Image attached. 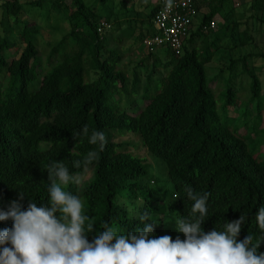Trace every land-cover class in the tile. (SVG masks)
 Listing matches in <instances>:
<instances>
[{
  "label": "trees",
  "instance_id": "obj_1",
  "mask_svg": "<svg viewBox=\"0 0 264 264\" xmlns=\"http://www.w3.org/2000/svg\"><path fill=\"white\" fill-rule=\"evenodd\" d=\"M3 1L4 17L13 16L18 40L24 47L16 56H7L4 51L12 44L8 35H0V72L11 83L4 96L0 86V211H7L11 201L19 200L20 192L25 194L20 201L23 210H27L30 202L38 207L48 204V166L62 162L70 174L82 172L73 162L82 161L94 150L98 158L88 167L90 178L81 185L70 182L64 188L81 199L83 214L89 217L85 221L86 231L89 224L94 225L93 231L86 233L89 242L103 231L105 222L117 228L118 234L136 232L149 223L154 224L150 239L164 235L171 236L173 241L177 237L186 239L177 230L175 220L191 218L194 202L185 192L191 186L197 193L211 194L208 213L201 225L204 232L223 231L227 222L243 214L246 220L237 239L242 241L251 235L252 243L260 244L258 252H264V230L256 220V214L264 206V155L257 152L264 145V128H255L257 135L252 139L248 131L240 132L239 127L232 125L234 115L225 111L228 107L242 108L244 124L252 114H256L254 120L258 122L264 108L261 80L249 66L252 53L232 58L228 66L220 68L214 79L225 69L231 77L240 64L241 71L250 78L249 102L257 101L242 107L238 89L228 85L222 106L226 117L222 119L205 69L222 46L219 43L222 37L230 36L232 48L252 42L247 26L237 37L233 35L232 22L216 31L204 29L224 7L235 8L232 0L197 2L198 11L204 6L207 10L201 13L180 50L162 46L166 49L164 72L154 80L148 74L141 94L145 104L132 114L125 106L108 103L121 91L136 94L140 78L129 79L120 67L122 55L107 47L96 20L102 18L107 23L114 19L115 24L129 26L130 19L118 17L124 0H118L114 7L107 6L105 0H50L67 10L68 30L49 47L46 65L40 63L41 52L36 43L40 32L35 21L20 18L23 4L41 5L45 0ZM97 1L100 2L96 4ZM150 3L148 0L142 4L143 8ZM158 7L157 1L147 13L149 26H144L141 20L138 39L153 33L150 23ZM249 7L263 10L264 0H250ZM158 48L147 50V60L153 69L161 64L156 56ZM91 72V79L85 81ZM85 125L89 135L81 133L75 139L73 132H81ZM92 130L105 134L103 150L99 144L89 143ZM116 130L133 133L146 150L162 159L172 184L167 203L146 181L149 164L131 153L129 142L115 140L119 133ZM172 193L179 198L173 200ZM125 199L130 201L129 205ZM138 199L140 205L134 203ZM144 213L152 220L141 222L139 217ZM156 214L162 216L159 224L153 222ZM13 223L11 219L0 220V231L11 229ZM170 228L176 232L167 231Z\"/></svg>",
  "mask_w": 264,
  "mask_h": 264
},
{
  "label": "clouds",
  "instance_id": "obj_2",
  "mask_svg": "<svg viewBox=\"0 0 264 264\" xmlns=\"http://www.w3.org/2000/svg\"><path fill=\"white\" fill-rule=\"evenodd\" d=\"M171 6L172 0H167L166 7ZM81 133L89 135L87 125L81 132H73V137L76 139ZM89 143L99 144L103 150L105 134L92 130ZM97 158L98 153L93 150L82 161H74L76 169H83L75 174H70L62 162L48 166V204L38 207L30 202L27 210H23L20 201L25 194L20 192L19 200L11 201L7 211H0V220L14 222L11 229L0 231V264H264V253L258 252L260 244H253L251 235L242 241L237 239L246 220L243 214L227 222L223 231H203L201 225L208 213L211 194L197 193L191 186L185 188L188 199L194 202L191 218L175 220L177 230L186 239L177 237L173 241L168 235L150 239L154 224L149 223L136 232L118 234L117 228L105 222L103 231L89 242L86 233L93 231L94 225L89 224L86 231L85 221L89 217L83 214L81 199L62 186L70 182L82 184L89 165ZM172 198L179 196L172 193ZM139 219L152 220L148 213ZM256 220L264 230V206L260 207ZM9 243L11 247L7 246Z\"/></svg>",
  "mask_w": 264,
  "mask_h": 264
},
{
  "label": "rangeland",
  "instance_id": "obj_3",
  "mask_svg": "<svg viewBox=\"0 0 264 264\" xmlns=\"http://www.w3.org/2000/svg\"><path fill=\"white\" fill-rule=\"evenodd\" d=\"M117 1L118 0H105V4L109 7H114ZM147 1L148 0H124V2H122V7L125 8V11L123 8V11L121 10V12H119L118 17L119 19H130V22H128L129 26L127 25V23H122L120 25L115 24L113 19L110 20L111 22H107L101 30L105 35L107 47L109 49L116 50L122 55L120 67L125 69L129 79L134 76H138L140 78V86L136 94H133V92L129 91H121L114 94L112 100L110 101V103H108L109 105L116 104L121 107L125 106L130 114L136 113L137 111H139V108H141L145 104V101L142 99L141 94L144 92L143 85L145 84L146 78L149 76L148 74H150L152 80H154L164 72L162 63L165 61L163 56L165 55L166 49L160 47L156 50V56L159 58L158 60L159 63L161 62V66L159 65L155 69H153L151 66V61L147 60V48L143 42L147 36L143 35V37H141L140 39L137 38L140 32L139 28L141 27V20H144V22L142 23L144 26H149L146 22L147 13L158 0H151L150 5L143 8L142 4L147 3ZM3 2V0H0V35H8V40L12 45L4 51V54L12 57L16 56L22 50L24 44L18 40L19 31L18 27L15 26L14 22L12 21L13 16L6 15V17H4V7L2 6ZM98 2L100 1H97L96 4H98ZM232 3V5L236 9L233 6V10L224 7L221 13H216L212 17V19H214L217 23V28L212 31L222 29L223 26H225L228 22H232L235 24L233 35L237 37V35L241 33L240 31L247 26L249 29V33L252 36V42L244 46L232 48L230 47L231 45H233V43L230 41V36L222 37L219 42L222 44V46L214 52L212 60L205 65V69L208 84L212 88H214L216 107L220 112L221 118L225 119V111H227L228 114L234 115L235 122L232 123V125L239 127L238 129L240 132L248 131L250 133V137L254 139L257 135L254 132L255 128H264V108L260 113L258 122L254 120L256 114H252L250 116V121L247 124H244L242 108L228 107V109L224 111L222 107L223 103H225V97L223 96V93L225 92L228 85L234 86L238 89L240 101L241 103H243L242 107H244L246 103L249 102L248 91L250 78L246 73H243L241 71L242 67L240 64L236 65L234 73L231 75V77V73L228 69H225L224 72H222L221 76L215 79L214 77L219 72L220 68H225L226 66H228L230 59H236L238 58V56L240 57L246 53H252L249 66H251L253 70H255L258 77L260 78L262 84L261 93H264V9H251L249 7L250 0H232ZM118 7H121V5ZM200 9L201 11L197 15L195 26L201 13L207 10L205 6L204 8L201 7ZM66 13V9L58 8L56 5H53L52 1L50 0H45L41 5L23 4V9L20 12V18L28 21L34 20L40 32L36 37V43L41 52L40 63H42V65H46V55L49 47L54 44L68 30ZM3 18L5 20H3ZM96 20L98 24L103 21L102 18H97ZM150 27L153 31V26L151 23ZM120 37H122V40L118 41L117 39ZM235 41H237L236 38ZM92 74L93 73L91 72L84 78V80H90ZM10 84L11 83L9 77H6L4 73L0 72V86L3 96L5 95L6 90L8 89V85ZM154 85L155 84L153 83L151 85V88ZM256 102V100H251L249 103L256 104ZM116 131L119 133H116L115 140L129 142L131 145V153L135 156L144 158L145 161L149 164L146 181L156 190H158L160 195H162V197L164 198L162 202L167 203L169 199H171L170 195L172 184L167 176L166 167L162 159L146 150L141 145L140 139H138L133 133H120V131ZM249 144L252 145L250 140ZM257 152H259L261 155H264V145L262 147V150L261 147H258ZM90 176L91 169H88L84 181L88 180ZM66 186L62 187L65 188ZM118 200L123 201V198H119ZM124 201L128 205L130 204V201H128L127 199H125ZM134 203H138V205H140L141 200L138 199ZM166 215L168 219L169 214L166 213ZM161 217V214L155 215V222L157 224L160 223ZM167 231H170L171 233L176 232L171 228ZM176 236L177 235H175L174 237Z\"/></svg>",
  "mask_w": 264,
  "mask_h": 264
},
{
  "label": "built area",
  "instance_id": "obj_4",
  "mask_svg": "<svg viewBox=\"0 0 264 264\" xmlns=\"http://www.w3.org/2000/svg\"><path fill=\"white\" fill-rule=\"evenodd\" d=\"M199 0H172L171 8H167V0H158L159 7L151 18L153 33L144 39L147 50L167 46L173 50H180L182 42L194 30L199 11L196 8ZM106 25L101 21L98 29ZM217 23L210 19L204 29L215 30Z\"/></svg>",
  "mask_w": 264,
  "mask_h": 264
},
{
  "label": "crops",
  "instance_id": "obj_5",
  "mask_svg": "<svg viewBox=\"0 0 264 264\" xmlns=\"http://www.w3.org/2000/svg\"><path fill=\"white\" fill-rule=\"evenodd\" d=\"M233 4V3H232ZM202 8H204V7H202ZM201 11V9L199 10V12ZM111 22V21H110Z\"/></svg>",
  "mask_w": 264,
  "mask_h": 264
}]
</instances>
